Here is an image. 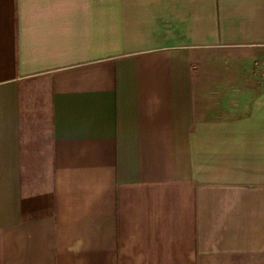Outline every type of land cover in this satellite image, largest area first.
Here are the masks:
<instances>
[{
  "label": "crops",
  "instance_id": "1",
  "mask_svg": "<svg viewBox=\"0 0 264 264\" xmlns=\"http://www.w3.org/2000/svg\"><path fill=\"white\" fill-rule=\"evenodd\" d=\"M264 0H0V264H264Z\"/></svg>",
  "mask_w": 264,
  "mask_h": 264
},
{
  "label": "built area",
  "instance_id": "2",
  "mask_svg": "<svg viewBox=\"0 0 264 264\" xmlns=\"http://www.w3.org/2000/svg\"><path fill=\"white\" fill-rule=\"evenodd\" d=\"M252 71L255 74L264 76V59L255 58L252 64Z\"/></svg>",
  "mask_w": 264,
  "mask_h": 264
}]
</instances>
